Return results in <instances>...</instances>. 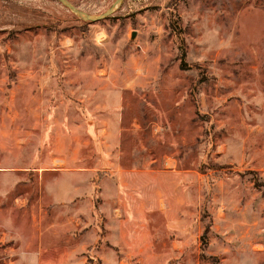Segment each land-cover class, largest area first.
I'll return each instance as SVG.
<instances>
[{
    "label": "rangeland",
    "instance_id": "1",
    "mask_svg": "<svg viewBox=\"0 0 264 264\" xmlns=\"http://www.w3.org/2000/svg\"><path fill=\"white\" fill-rule=\"evenodd\" d=\"M67 1L114 7L0 0V264H264V0ZM89 120L121 127L152 255L106 241L97 191L96 240L56 206L103 167Z\"/></svg>",
    "mask_w": 264,
    "mask_h": 264
},
{
    "label": "crops",
    "instance_id": "2",
    "mask_svg": "<svg viewBox=\"0 0 264 264\" xmlns=\"http://www.w3.org/2000/svg\"><path fill=\"white\" fill-rule=\"evenodd\" d=\"M85 126L88 138L95 142L94 148L99 146L98 162L101 159L103 167L71 171L68 186L74 200L65 206L60 204L56 206L70 211L73 215L71 229L81 231L87 228L84 236L96 240L99 237L98 231L89 227L94 220L92 209L95 207L91 194L94 193V179H96L100 197L97 210L103 219L106 241L121 250L127 249L132 253L143 252L145 255H152L153 245L159 234L157 221L159 211L154 214L156 206L152 202L140 199L139 194L142 189L135 183L139 176L137 169L122 168L116 163L114 149L117 137L120 135V125L103 126L101 129L99 124L89 120ZM101 132L104 134L102 138ZM98 173L102 175L98 177ZM14 177V171L0 170V185L4 191L14 189L16 183ZM56 196V202L60 203L61 196L59 197V193ZM176 222L180 223L178 220ZM185 224L187 225V222ZM50 227L51 230L48 232L58 234L63 231V224L57 219H54Z\"/></svg>",
    "mask_w": 264,
    "mask_h": 264
},
{
    "label": "water",
    "instance_id": "3",
    "mask_svg": "<svg viewBox=\"0 0 264 264\" xmlns=\"http://www.w3.org/2000/svg\"><path fill=\"white\" fill-rule=\"evenodd\" d=\"M60 1H62V2H64L74 13H76V14H78L80 17H82L83 19H88V20H96V19H99V18H102V17H104V16H106V14L108 13V12H110L112 9H113V7L114 6H111L105 13H103V14H101V15H99L98 17H94V16H92V15H90V14H87V13H85V12H82V11H80V10H78V9H76L71 3H69L67 0H60ZM119 0H116L115 1V3L116 2H118ZM115 3H114V5H115Z\"/></svg>",
    "mask_w": 264,
    "mask_h": 264
},
{
    "label": "trees",
    "instance_id": "4",
    "mask_svg": "<svg viewBox=\"0 0 264 264\" xmlns=\"http://www.w3.org/2000/svg\"><path fill=\"white\" fill-rule=\"evenodd\" d=\"M101 175H102V173H98L97 174L98 177L101 176ZM95 181H96V179H94V193L98 190V188L96 187ZM93 200H94V197H93ZM97 201H98V197H96L95 200H94V207H95ZM208 229H209V227L207 226L206 229H205V232H207Z\"/></svg>",
    "mask_w": 264,
    "mask_h": 264
}]
</instances>
